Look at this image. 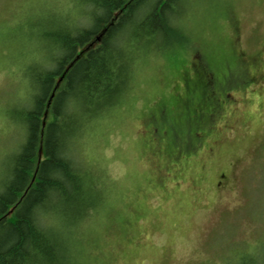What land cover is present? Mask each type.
<instances>
[{"label":"rangeland","instance_id":"1","mask_svg":"<svg viewBox=\"0 0 264 264\" xmlns=\"http://www.w3.org/2000/svg\"><path fill=\"white\" fill-rule=\"evenodd\" d=\"M90 10L0 0V183L26 137L27 67ZM184 18L190 42L141 44L130 87L72 154L102 194L73 233L76 264H264V0H192Z\"/></svg>","mask_w":264,"mask_h":264},{"label":"trees","instance_id":"2","mask_svg":"<svg viewBox=\"0 0 264 264\" xmlns=\"http://www.w3.org/2000/svg\"><path fill=\"white\" fill-rule=\"evenodd\" d=\"M191 1L82 0L88 25L50 34L56 53L27 67L33 93L17 119L26 137L0 183V264H74L73 233L100 213L102 194L72 154L130 87L141 44L190 42Z\"/></svg>","mask_w":264,"mask_h":264}]
</instances>
